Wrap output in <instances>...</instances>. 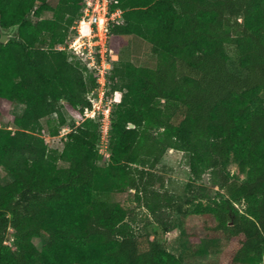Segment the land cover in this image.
Here are the masks:
<instances>
[{"label":"trees","instance_id":"obj_1","mask_svg":"<svg viewBox=\"0 0 264 264\" xmlns=\"http://www.w3.org/2000/svg\"><path fill=\"white\" fill-rule=\"evenodd\" d=\"M118 1L124 22L112 35L146 39L158 61H113L108 92L121 90L122 98L112 113L110 160L102 165L101 123L85 115L97 77L57 47L85 0H0V114L12 122L0 127V167L12 176L4 183L0 173V264H184L153 236L138 237L125 207L110 198L127 187L146 192L144 174L169 148L190 154L194 180L208 171L222 176L228 198L213 209L229 239L221 263L260 264L264 0ZM13 29L2 42V32ZM230 47L244 75L229 68ZM14 101L25 105L19 115L9 112ZM67 112L80 123L59 151L46 141L43 118L56 113L48 122L56 136ZM232 163L245 178L226 173ZM240 200L244 212L235 207ZM42 235L48 241L40 249L33 239Z\"/></svg>","mask_w":264,"mask_h":264},{"label":"rangeland","instance_id":"obj_2","mask_svg":"<svg viewBox=\"0 0 264 264\" xmlns=\"http://www.w3.org/2000/svg\"><path fill=\"white\" fill-rule=\"evenodd\" d=\"M49 2L56 6L59 0ZM46 16H52V12H47ZM8 32L11 37L14 29ZM110 42L115 45L112 55L115 63L131 61L137 65L151 67L157 65L158 58L152 51V44L138 35L114 34ZM229 52L231 53L229 68L237 74L244 75L246 71L240 65L235 49L230 47ZM91 96L98 105L95 106L94 118L101 123L98 147L104 155L100 160V164L103 165L110 160L108 154H111L109 136L113 121L112 113L119 101L115 100V91L107 92L102 102L98 91H94ZM24 107L23 103L14 101L9 112L12 115H19ZM108 107L111 108L110 118L104 120L103 111ZM66 116L67 123L56 136L48 133V122L57 119V115L52 114L43 118L46 141L59 151L64 147L67 133L80 123L71 113L67 112ZM176 119L178 121L180 117ZM106 126L108 133L105 132ZM0 127H12L10 117L0 114ZM59 165L66 166L68 163L60 160ZM149 169L151 174L145 173L142 179L144 182L149 181L146 192H137L135 188L127 187L124 191L110 194L112 200L120 202L127 210V219L136 235L143 239L153 236L160 248L180 257L184 264H222V254L228 246L229 239L217 228L219 218L213 210L217 206L221 207L225 198H228L227 192L220 186L222 176L217 175L215 180L211 178L212 172L208 171L201 180H194L190 168V154L176 148L166 150L160 161ZM227 172L231 176L246 177L235 163L228 166ZM0 173L4 183L12 180V176L3 167H0ZM234 204L241 212L247 207L245 200L236 201ZM8 235L6 243L14 238L12 229ZM33 240L41 249L48 241V236H38ZM260 264H264V260Z\"/></svg>","mask_w":264,"mask_h":264},{"label":"built area","instance_id":"obj_3","mask_svg":"<svg viewBox=\"0 0 264 264\" xmlns=\"http://www.w3.org/2000/svg\"><path fill=\"white\" fill-rule=\"evenodd\" d=\"M118 2V0H85L81 14L71 27L66 40L57 46L59 49L67 50L71 59H80L97 77L98 85L88 95L93 106L86 109V117H95L94 113L98 106L91 94L98 91L100 102H102L108 92L109 73L113 67L114 53L110 45L112 26L124 22V10ZM115 95V100L120 101L121 91L116 90ZM110 110L111 108L108 107L106 111H103L104 120H109ZM105 132L108 133V126ZM108 156L110 157V154Z\"/></svg>","mask_w":264,"mask_h":264},{"label":"water","instance_id":"obj_4","mask_svg":"<svg viewBox=\"0 0 264 264\" xmlns=\"http://www.w3.org/2000/svg\"><path fill=\"white\" fill-rule=\"evenodd\" d=\"M9 37H10V33L9 32H2L1 41L2 42H6V41H8ZM129 126L130 127H134L135 124L134 123H130Z\"/></svg>","mask_w":264,"mask_h":264}]
</instances>
